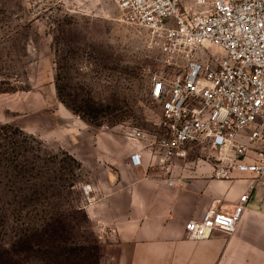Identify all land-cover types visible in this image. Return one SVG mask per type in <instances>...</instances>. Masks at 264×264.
I'll return each mask as SVG.
<instances>
[{"label": "rangeland", "instance_id": "rangeland-1", "mask_svg": "<svg viewBox=\"0 0 264 264\" xmlns=\"http://www.w3.org/2000/svg\"><path fill=\"white\" fill-rule=\"evenodd\" d=\"M162 68L116 0H0V264H115L81 207L91 175L21 119L38 108L52 121L55 97L93 127L156 130L150 78ZM213 153L196 147L189 160L211 165Z\"/></svg>", "mask_w": 264, "mask_h": 264}, {"label": "built area", "instance_id": "built-area-1", "mask_svg": "<svg viewBox=\"0 0 264 264\" xmlns=\"http://www.w3.org/2000/svg\"><path fill=\"white\" fill-rule=\"evenodd\" d=\"M125 23L147 31L163 68L151 78L160 105L159 128L124 127L148 152L130 156L134 166L175 183L176 170L196 148L213 151L212 175L253 183L231 206L217 199L200 218L185 223V236L233 234L251 192L264 191V0H116ZM103 128L110 129L106 125ZM194 163V162H193ZM197 163V162H195ZM182 177V176H180ZM93 182L82 186V206L96 199ZM264 198V197H263Z\"/></svg>", "mask_w": 264, "mask_h": 264}, {"label": "crops", "instance_id": "crops-1", "mask_svg": "<svg viewBox=\"0 0 264 264\" xmlns=\"http://www.w3.org/2000/svg\"><path fill=\"white\" fill-rule=\"evenodd\" d=\"M39 98V97H38ZM45 122L21 119L23 129L66 148L92 177L95 201L86 208L115 264H264V191L256 187L236 231L209 239L185 236V223L200 218L217 199L231 206L253 183L252 175L234 181L213 177L212 165L178 166L175 183L134 166L130 156L148 152L129 139L122 126L93 127L61 103ZM44 104V97L41 100ZM182 176V177H180Z\"/></svg>", "mask_w": 264, "mask_h": 264}, {"label": "trees", "instance_id": "trees-1", "mask_svg": "<svg viewBox=\"0 0 264 264\" xmlns=\"http://www.w3.org/2000/svg\"><path fill=\"white\" fill-rule=\"evenodd\" d=\"M47 252L50 253V252H52V251H51V250H48Z\"/></svg>", "mask_w": 264, "mask_h": 264}]
</instances>
